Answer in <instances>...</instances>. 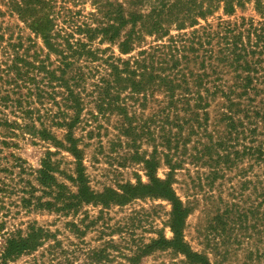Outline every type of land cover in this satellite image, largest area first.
I'll list each match as a JSON object with an SVG mask.
<instances>
[{"label": "rangeland", "instance_id": "obj_1", "mask_svg": "<svg viewBox=\"0 0 264 264\" xmlns=\"http://www.w3.org/2000/svg\"><path fill=\"white\" fill-rule=\"evenodd\" d=\"M70 135L108 202L67 208L41 183L51 160L79 194ZM153 159L193 251L264 264V0H0V264H191L148 250L174 237L168 199H114L152 182ZM32 227L40 245L7 257Z\"/></svg>", "mask_w": 264, "mask_h": 264}, {"label": "trees", "instance_id": "obj_2", "mask_svg": "<svg viewBox=\"0 0 264 264\" xmlns=\"http://www.w3.org/2000/svg\"><path fill=\"white\" fill-rule=\"evenodd\" d=\"M47 23H40L38 24L40 30L43 34L48 35V29ZM122 48L124 52L129 51V45L127 40H125L122 43ZM139 64V61H137ZM121 72L117 68L115 70V75L117 80L120 82H125L126 80H133V86L136 88L138 86V82L135 81L131 77H122ZM156 78H160L164 82L167 80L166 77L162 76H156ZM168 83H171L168 81ZM171 90L174 89L173 85L166 84ZM68 141L70 142L71 146L69 147V150L75 155L77 158V178L75 181L79 184V194L77 196H74L70 193L67 186L64 184L59 183L56 180V177L53 175L54 166L51 160L46 161L44 163V168L40 170V181L41 183L47 188V189H54L56 188L57 193L56 198L63 199V204H65V207L71 208L75 205L74 199H77L81 202H91V201H100V202H108L110 197H108V193L111 191L107 190L104 193L96 194L93 191L90 190L88 186V181L86 179V175L82 166V155L80 153V150L78 149L76 142L73 138V136H69ZM146 166L148 170L150 171V176L152 182L148 185H140V186H126L127 189H125L124 194H118L115 193L114 199L118 202H125L128 201L130 198H134L137 196H142L145 194H149L156 197H163L168 199L172 205L173 210L171 213V228L174 232V237L171 240H167L164 237H161L160 239L153 240V243L149 246L148 250L156 249V248H167L171 247L175 250V252L183 253L186 255L189 263L191 264H211L209 258L199 252L193 251L188 244L184 241V227H185V221L189 213V209L186 208L182 201L179 199V197L175 194L170 180H160L154 176V167L156 166V162L153 160H146ZM53 192V191H52ZM114 193V192H113ZM41 204L45 205H52L51 202H42ZM78 204V203H77ZM32 232L28 234L27 237H19V238H13L8 241V246L6 248V256L11 257L14 255H19L23 253L25 250H32L36 246L40 245V240L42 237L47 236L46 233H44V230L42 228H35L32 227ZM143 249L141 248L140 251ZM146 252V250H144ZM132 260H136L135 258H132ZM103 258L100 256L99 252L94 253V257H92V261L88 262L86 264H105L102 262Z\"/></svg>", "mask_w": 264, "mask_h": 264}]
</instances>
